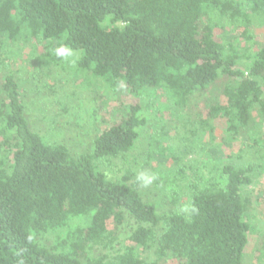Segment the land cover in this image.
Instances as JSON below:
<instances>
[{
	"label": "trees",
	"instance_id": "trees-1",
	"mask_svg": "<svg viewBox=\"0 0 264 264\" xmlns=\"http://www.w3.org/2000/svg\"><path fill=\"white\" fill-rule=\"evenodd\" d=\"M261 21L264 0H0V264H243L253 231L243 189L264 172ZM226 26L241 37L218 40ZM25 49L116 99L88 150L74 155L29 126ZM147 97L171 119L139 174L108 173L102 162L133 148ZM144 181L161 185L165 209L143 198ZM126 216L135 226L121 239Z\"/></svg>",
	"mask_w": 264,
	"mask_h": 264
},
{
	"label": "rangeland",
	"instance_id": "rangeland-1",
	"mask_svg": "<svg viewBox=\"0 0 264 264\" xmlns=\"http://www.w3.org/2000/svg\"><path fill=\"white\" fill-rule=\"evenodd\" d=\"M254 29H256V45H264V21L259 22ZM221 32V29L217 31L218 40L224 36L241 37L240 34L238 35L240 31L231 26H226V32ZM23 52L26 61L23 62L18 79L24 115L29 126L49 140L64 145L74 155L88 150L94 137L114 119L116 99L111 93L106 92L103 84L96 83L90 76L78 70L75 71L69 62L63 63L62 67L56 64L46 66L37 62L35 51L30 55L26 49ZM260 84L264 87V80H260ZM204 98L205 93L197 95L194 100L201 106ZM163 103L164 101H158L153 97L145 99L142 114L146 122L138 129V137L130 151L116 159L102 162L108 173L122 174L124 168H127L139 174L138 167L145 158L148 143L153 136H157L162 131V125L167 123V119H171L173 111L171 108L162 111ZM255 120L258 121L259 117H255ZM171 122L173 123L174 120ZM257 125L259 131L264 133V120ZM194 156L196 155L187 156L185 161H189ZM160 186L155 187L145 182L139 192L146 200L153 201L165 209L167 205L165 203L163 205L164 194ZM243 193L252 196L247 218L253 226L244 250L243 264H257L259 253L256 246L261 244L260 238L264 236V204L255 196L260 193L263 194L264 199V172L254 173L252 182L244 187ZM134 226V221L126 216L115 234L123 239L129 235ZM142 255L147 260L156 259L152 250L144 251ZM258 264H263L260 259Z\"/></svg>",
	"mask_w": 264,
	"mask_h": 264
}]
</instances>
